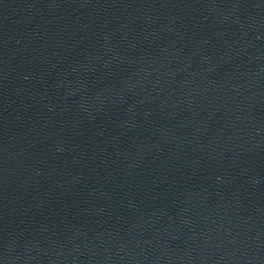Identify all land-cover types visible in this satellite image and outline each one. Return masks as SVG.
I'll list each match as a JSON object with an SVG mask.
<instances>
[{
  "label": "water",
  "instance_id": "water-1",
  "mask_svg": "<svg viewBox=\"0 0 264 264\" xmlns=\"http://www.w3.org/2000/svg\"><path fill=\"white\" fill-rule=\"evenodd\" d=\"M0 264H264V0H0Z\"/></svg>",
  "mask_w": 264,
  "mask_h": 264
}]
</instances>
